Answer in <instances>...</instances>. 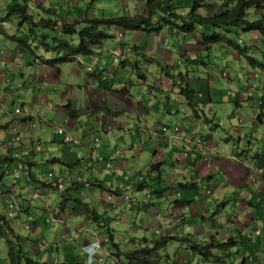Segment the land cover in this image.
Returning a JSON list of instances; mask_svg holds the SVG:
<instances>
[{
  "label": "crops",
  "instance_id": "0c3cea01",
  "mask_svg": "<svg viewBox=\"0 0 264 264\" xmlns=\"http://www.w3.org/2000/svg\"><path fill=\"white\" fill-rule=\"evenodd\" d=\"M81 1L86 9L95 5L94 0H27L29 14L35 21L51 18L58 24L77 19L73 11ZM217 1L204 3L215 7ZM136 10L140 14L142 8ZM107 14L118 16L112 10ZM249 14L254 16L253 21L264 23V5ZM17 18L19 29L15 33H4L0 24V41L6 44V49L0 48V65L6 66L0 70V160H11L0 165L1 188L11 190L22 200L33 189L58 191L43 181L44 174L51 173L61 183L70 184V190L79 189L83 193V198L76 200L109 218L117 216L121 200L127 197L122 191L128 188L134 191V183L143 181L146 186L143 191L152 190L155 196L148 198L149 194L137 191L135 202L132 196L127 197L129 210L150 215H144L141 227H130L126 221L123 230L128 233L127 248L153 246L165 239V264H264V138L260 147L253 142V133L264 126V39L258 32L238 29L247 36L246 40L242 37L232 40L230 30L224 34L223 42L207 47L201 44L204 31L199 26L184 33L170 26L180 24L173 17H154L151 26L157 25V31L110 28L113 38L95 49L90 57L47 66L41 57L49 59L53 54L45 53L38 41L31 44L26 39L31 44L26 47L19 43L18 34L27 25ZM42 31L35 32L41 35ZM227 41L238 43L246 52L239 55ZM197 64L208 72L205 90L198 86L201 78L196 82V77L191 79L189 75L192 65ZM213 71L224 82L211 75ZM213 81L220 86H213ZM184 87L194 92L193 107L180 95ZM176 92L178 98L173 99ZM14 99L21 101L20 107L15 106ZM67 104L75 112L73 116L63 109ZM11 106L20 109L21 114L12 113ZM248 109L252 111L248 127L237 126L242 111ZM217 111L223 115L219 116ZM34 122L37 127L32 130ZM174 125L181 130L177 138L170 134L160 136L162 126ZM59 127L79 144L66 143L64 135L57 133ZM12 133L20 137L18 144L12 141ZM94 133L101 134L102 139L92 140ZM197 139L202 140L200 145L196 144ZM41 142L45 147L40 148ZM118 142H123L124 151ZM16 153L20 154L18 159L12 156ZM44 164L50 167L49 171H42ZM4 169L24 171L27 177L4 185L7 182L6 176L1 175ZM37 169L41 170L42 180L35 173ZM42 183L45 188L40 187ZM67 196L71 199V195ZM258 197L262 203L257 212L254 206ZM248 201L254 204L250 207ZM0 203L1 215H5V207ZM19 203L21 212L15 226L21 224V218L29 217L30 207L25 203L23 206V201ZM38 205L41 218L38 224L33 223V232L45 218L47 224L54 220L69 226L72 234L71 240L64 241L61 247L56 245L57 259L49 256L46 262H69L72 260L69 256L75 255L72 247H77L84 255L82 264L86 263L85 249L93 248L105 237L100 229L102 224L94 222L95 228H89L93 221L83 210L66 212L65 206L53 218L47 217L44 201H38ZM168 213H174L170 223L167 220L160 225L158 219H164L161 217ZM69 215L73 216L72 221L68 220ZM152 217L157 229L146 221ZM185 224L189 228L183 229ZM109 228L115 242V228L111 223ZM147 231L149 237L145 235ZM30 235L29 232L27 245ZM187 235L200 245L212 240L226 243L231 239L234 245L213 251L216 259L204 261L186 244L170 239ZM98 252H104L101 245Z\"/></svg>",
  "mask_w": 264,
  "mask_h": 264
},
{
  "label": "trees",
  "instance_id": "16d2710c",
  "mask_svg": "<svg viewBox=\"0 0 264 264\" xmlns=\"http://www.w3.org/2000/svg\"><path fill=\"white\" fill-rule=\"evenodd\" d=\"M178 1L179 0H147L140 14L132 17L121 15L107 19L89 16L88 12L90 7L88 6L86 9L87 11L78 16L77 19L68 23L63 22L58 24L51 18L35 21L33 16L29 14L27 0H22V4L15 3L11 8L9 7L8 13L1 21L5 22L10 16L17 15L21 24H27L29 30L28 35L25 39L20 40L19 43L26 47L30 46L32 42L38 41L45 53L53 54L49 59L41 57L42 63L47 66L62 65L73 62L76 58L90 57L94 54L95 49L100 47L105 41L113 38V36L109 34V29L112 27L128 32L144 30L157 31L158 29L151 28L152 19L157 10L164 11L167 14L166 16L173 17L174 20L178 21L180 24H171V26H176L184 33H191L196 26H199L204 31L201 37V44L207 47L223 42L225 40L224 34L230 32L232 29H241L243 32H258L264 39L263 21L248 20L249 10H261L264 5V0H229L219 7H212L209 4L203 3L202 0H185L191 3L189 5V13L184 16L174 13V9H179L178 7L176 8ZM174 5H176L175 8ZM202 7L206 8L204 14L199 12ZM47 13H49V11H47ZM36 29L43 30L44 33L46 32L45 30H50L52 33L38 35L35 32ZM56 29L57 31H55ZM218 31H222L223 33H219ZM52 34H55L53 35L54 37ZM26 39L31 41L30 45ZM46 39H48V42H46ZM227 43L233 47L239 55L246 52V48H241L236 42L227 41ZM180 95L188 102L189 106L193 107V101L195 99L194 92L184 87L180 89ZM63 109L71 116L75 113L71 110L70 104L64 106ZM10 162L11 160L4 159L1 161L0 165ZM49 187H51V185H49ZM134 187L137 191H143L146 187L145 182L141 181V183H136ZM2 189L3 191L5 190L4 188ZM254 195L257 196L258 194L254 193ZM255 202H258V204L254 206L258 212L257 207L262 203V200L258 197V200ZM75 203L84 209L85 215L93 222L98 223L100 220L104 222L107 221L87 204L78 200H76ZM253 204V202L250 204L249 201L247 202L249 206ZM72 211L75 210L72 209ZM9 223L11 224V221L7 220L5 215L0 214V238H5L6 240L10 264H76L73 263V261L58 263L35 261L24 251L23 242L20 243V236L14 234ZM104 225L106 226V224ZM105 234L107 242L112 245L114 250L113 254L119 256V253H117V251H119L118 245L113 241V231L111 229H106ZM10 236H12L13 239H11ZM170 239L186 244L189 250L201 256L204 261L216 259L213 251L229 249L234 245L232 239L226 243H219L212 240L206 245L197 244L189 237ZM144 241L145 240H142V242ZM24 244L26 245V243ZM165 244V239L158 240L153 246L144 244L139 248L124 252L120 256L125 257L127 264H157L155 257Z\"/></svg>",
  "mask_w": 264,
  "mask_h": 264
},
{
  "label": "rangeland",
  "instance_id": "374dc122",
  "mask_svg": "<svg viewBox=\"0 0 264 264\" xmlns=\"http://www.w3.org/2000/svg\"><path fill=\"white\" fill-rule=\"evenodd\" d=\"M94 1H95V5L92 6L89 9V11H91L90 15H93L96 18H105V19H107V18L112 17L114 15V14H111L112 16H108L107 11H109V10L115 11V13L117 12L118 16L124 15L127 12L132 13V14L133 13L137 14V13H139L138 11H140V10H136V8H138V9L142 8L143 9L147 0H94ZM218 1H219V3L215 2L216 3L214 5L215 7L216 6L219 7V6L223 5L224 2L229 1V0H218ZM184 2H185V0H179L178 3L176 4L177 6L174 5V8H175V6H176V8L177 7L179 8V9H174V13L175 14L186 15L187 13H189V11H190V6L189 5H190L191 2L189 1L187 5H185ZM202 2L204 3V2H206V0H202ZM15 3L22 4L23 2H21V1L19 2L18 0H15L14 2L11 1V0H0V21L3 18H5L6 14L9 11V7L11 8V6L13 4H15ZM120 5H122V6H120ZM205 9H206L205 7H202L199 10V12H201V11L205 12ZM85 11H87V10L85 8V5H83V1H81L79 5H75L74 11H73V15L75 17H78ZM251 11L254 12L256 10L250 9L249 13H251ZM166 15L167 14L164 11L157 10V12L154 15V17H157V18L158 17H163V16L166 17ZM253 19H254V16L252 14H249L248 15V20L249 21H253ZM17 23H18V18L15 15L10 16V18L6 19L5 22L4 21L0 22V24H2L3 27H4V30H3L4 33L7 32L9 34L13 33L16 29H19ZM171 24L172 23H170V26H171ZM156 26H154V27L151 26V28L152 29H156ZM28 31L29 30H28V25H27L25 27V29H22V32L18 34V37L22 40L23 37H26L28 35ZM45 31H46V33H44V31H42V33H44V35L51 33L50 30H45ZM231 32L232 33H229V37L232 40H237L238 37H242V38H244L246 40L247 36L246 35L244 36L241 33V31H239L238 29H232ZM237 35H239V36H237ZM52 36H53V34H52ZM0 48L1 49H6V44L4 43V41H0ZM220 58L222 59L221 56H220ZM199 61H201V60H199ZM5 68H6L5 65H3V66L0 65V70H4ZM208 69H211V68L209 67ZM212 69H215V68H212ZM207 73H208L207 70L204 67H202L201 64H197V65H192L191 70L189 72V75L191 76V79H194L193 76L196 77V79H197L196 82H199V80L201 78V82L198 83V86L202 87L203 89L204 88L207 89V87H208V83L206 81ZM210 73H211V75L215 76L216 79L218 78L221 82H224L223 79L218 77L217 72L213 71V72H210ZM213 83L214 84H212V85L213 86L215 85L216 88L218 86H220L218 81H213ZM0 94L2 95V93H0ZM178 95H179L178 92H176V94L173 96V99L174 98L177 99ZM14 100H15V106L20 107L21 106V101L18 100V99H14ZM9 110H11L12 113H14L13 106H11V108ZM251 112L252 111L249 110V109L246 110V111H242L241 117H239L237 119L238 120L237 121V126H238V124H241V127L247 128L248 127L247 119H248V117H249ZM218 115L222 116L223 112L219 111ZM239 120H241V121L239 122ZM242 121H243V123H242ZM226 123L228 124V121H226ZM96 130L99 131L98 129H96ZM263 130H264V126L261 127V128L260 127L257 128V130L253 133V140H254L253 142L258 147H260L262 145V139L264 138V135L262 133ZM38 135H36V136H38ZM94 138H97V139L100 140V139H102V135L99 134V133H94L91 136V139L93 140ZM249 140H251V139H249ZM118 144H119L120 150L124 151L125 150V146H124L123 142H118ZM43 147H45V143L41 142L40 143V148H43ZM40 153L41 152H38V154H40ZM14 155L15 154H12V156H14ZM40 157H42V156H40ZM1 161L2 160H0V163H1ZM44 165L45 166H41L42 167V171L43 172L44 171H49L50 167L47 164H44ZM164 169L166 170L165 171L166 173L167 172L169 173V171H168L169 169L167 167H165ZM11 173H12V171H11ZM35 173L39 176V180L40 179L42 180V177H41V174H40L41 170L37 169L35 171ZM12 174L10 176H6V178H7L6 181L8 183L4 182L5 183L4 185L12 184L11 180L17 181ZM19 174L21 176H23L25 174V172L24 171L23 172H19ZM217 174H216V176H218ZM47 175H48L47 173L44 174V177H46ZM220 176L218 177L219 180L222 179V175H220ZM44 177H43V181H46L45 183H48L50 181V179H44ZM54 178H55V176H54ZM13 183L15 185H18L17 182H13ZM64 186H65L64 190L55 191L53 189L45 188L43 184L40 185L41 188H45V189L42 190L41 195H42V199H43V201L45 203V206H47V212H46L47 213V217L50 216V217L53 218V215L57 214L59 212L61 206H63V208H64V206L66 207L65 208L66 212H71L73 206H74V210L77 213L78 212L81 213L82 212L81 210H84L82 207L78 206L75 203L76 199L83 198V193L80 192L79 189L78 190L77 189L70 190V189H72L70 184H66L65 183ZM67 188H69V189H67ZM0 191H3V189L1 187H0ZM34 191H35V189L31 190L30 193H34ZM9 192L11 193V195H13V198L16 201H18V202L19 201H21V202L23 201V206H24V203H25V204H27L30 207L29 208V210H30L29 211V217L31 218V221H28L27 217L25 216L24 218H21L22 222L18 226H15V224L17 223L16 221L11 220L13 222L11 224L9 223V226L13 230L14 234L20 236V238H21V242L20 243L23 242L24 251L37 262H46V261L49 260V258H48L49 256H52V259H57L58 256H57V252H56L57 251L56 245L58 244L59 247H61V245L64 243V241L67 242L68 240H71V238H72L71 231H69V229H70L69 226L64 225L62 223H56V222H54V220L47 224V223L44 222L45 218H43V221L40 223V226L38 227L37 231L33 232V228H32L33 223L35 222V224H38L39 220L41 218L40 214H39V211H38V207L40 206V205H38V201H34V204L31 205V196H32V194H29L27 197H26V194H24L23 197L26 200L25 201V200H22L21 196L16 195L14 192L12 193L11 190H9ZM67 193L69 195H71V199H67L68 198V196H67L68 194ZM141 193H143L142 195H145V196L148 195V194L150 196H155L153 194V191L152 190H148V189L144 190V191H141ZM122 194L123 195L127 194V197H131L132 196V201L135 202L136 201L137 189L134 188V191H132V189H130V188L124 189L122 191ZM169 196H170V194H168L167 197H169ZM126 201H130V199L121 200L120 205L117 208V212H116L117 216H112L111 215L112 217L105 218V220H107L106 222H104L103 220H100L98 223H96V224H102L100 229L103 230L104 234L106 233V229H110L109 228V224L111 223L114 226V228H115L114 235L116 237V239H115L116 241L114 243L115 244H119V246H118L119 251H117V253H119V256H116V255L113 254L114 250L112 248V245L109 244L108 242H106V240H107L105 238L106 234H105V237H101L100 238V244H101V246L103 248V251H104V253L102 254L104 262L102 264H107L109 262V260L111 261L112 264H127V260L125 259V257L120 256V255H122L124 252L134 250V249L139 248L141 246V245L140 246L139 245H137V246L132 245V247H130V248L128 247L127 248L128 242H129L128 241V233L126 231H124L123 228L126 227V221L130 222V227H133V226L141 227L144 224L143 219L145 217L144 215H146V214L143 211L137 212L136 210L135 211L129 210L131 204H128V202H126ZM143 206L145 208L146 207L148 208V206L146 204L143 205ZM2 208H3V206L0 203V214H2ZM144 211H146V210H144ZM149 212H151V210H149ZM73 213H75V212H73ZM108 215H110V214H108ZM165 215H164V217H161V218H164V219H158L159 224L162 225V226H163V224H165V221H167V220H169L168 224L170 223V220L172 219V216H174V213H172V215H170L169 213L165 214ZM146 216H150V215H146ZM71 217H73V216L69 215V219L68 220L72 221ZM146 221L148 223H150L151 226L155 227L154 229H157L156 227H158V225L156 223V219L155 218H153V217L152 218H148V220H146ZM26 224H28V227L30 229V230L28 229L29 231L24 228ZM90 224H91V226H89V228H92V227L95 228L96 225H95L94 222H92ZM104 224H106V226ZM64 227L68 228V230H66V231L63 230ZM182 228L183 229L189 228V225L185 224V226H182ZM29 232L31 233V235H30V240L31 241H30V244L27 245V241H28L27 237L29 235ZM145 235H146V237L150 236L148 231H147V233H145ZM83 236L85 238L87 236V233L84 232ZM159 237H160V234H158V238ZM185 237H188V235L185 236ZM10 238L13 239L12 236H10ZM255 239L257 240L256 236H255ZM24 243H26L27 247L25 246ZM72 252L75 255L69 256L72 259L71 261H73V263H76V264L82 263L83 260H84V255L83 254L81 255L79 253L78 248L77 247H72ZM167 252H171L170 249H168ZM54 255H56V256H54ZM166 256L167 255L165 254L164 247H163V248H161L159 250V252L157 253V256L155 257V260H157V264H165L167 259H164V258H166ZM182 257L185 258V256H183V254H182ZM71 261H69V262H71ZM0 264H10L9 256H8V246H7L5 238H0ZM84 264H86V263H84ZM192 264H194V263L192 262Z\"/></svg>",
  "mask_w": 264,
  "mask_h": 264
},
{
  "label": "built area",
  "instance_id": "2783aa9c",
  "mask_svg": "<svg viewBox=\"0 0 264 264\" xmlns=\"http://www.w3.org/2000/svg\"><path fill=\"white\" fill-rule=\"evenodd\" d=\"M261 104V102H260ZM14 114L16 115H20L21 111L20 109H16L14 110ZM37 127L36 123H32L31 124V129L35 130ZM181 130H180V126L174 125V127H167V126H162L160 128V136L167 135L170 134L172 138H177L180 134ZM57 133L59 135H64V141L66 143H73V144H79V142L77 140H74L72 137H70L69 135L65 134V130L62 127L57 128ZM193 135H195V133H192ZM11 138L12 141L14 142H19L20 141V137L19 136H15L14 133L11 134ZM202 142L201 139H197L196 140V144L200 145ZM18 144V143H17ZM14 159H18L19 158V154H15L13 156ZM12 171V173H11ZM19 170L18 169H5L2 171V175L5 176H10L11 174L14 176V178L16 180L18 179H23L27 177V173H25L23 176H21L19 174ZM45 179H50L49 181V185H51V187L57 189V190H64V184L61 183V181H59L58 179L54 178V175L49 173ZM32 194L31 196V205L34 204V201H40L43 200L42 199V195H41V190L37 189L34 191V193H30ZM177 196H179V194H177ZM127 200V198H125ZM0 201L3 203L4 207H5V217L7 218V220L11 221H16L17 219V214L21 212V205L18 201H16L13 198V195H11V193L9 192V190H5V191H0ZM28 221H31L30 217H27ZM25 229L28 230V224L25 225ZM258 234V233H257ZM99 245L97 244L96 249L92 250L91 252H88V257H87V264H102L104 262L103 260V256H101L100 254L96 253L97 249H99ZM112 264V263H111Z\"/></svg>",
  "mask_w": 264,
  "mask_h": 264
},
{
  "label": "clouds",
  "instance_id": "9594fccd",
  "mask_svg": "<svg viewBox=\"0 0 264 264\" xmlns=\"http://www.w3.org/2000/svg\"><path fill=\"white\" fill-rule=\"evenodd\" d=\"M5 170V169H4ZM2 173V172H1ZM2 175V174H1ZM2 176H5V175H2ZM134 184H136V183H134ZM48 185H49V182H48ZM57 190V189H56ZM42 193V192H41ZM149 197H151L150 195H148V198ZM125 198H127V197H124V199ZM129 198H127V200H128ZM11 222H13V221H11ZM258 234H259V232H258ZM106 242H107V240H106ZM99 246L101 245L100 243L98 244ZM96 246H97V244H95L94 245V247L93 248H87V249H85V251H87L85 254H86V257H88V252H91L92 250H94V249H96ZM98 251H100V247H99V249H97V252L96 253H98V254H100V252H98ZM104 253V252H103ZM101 256H102V254H100ZM86 262H87V259H86ZM87 264V263H86Z\"/></svg>",
  "mask_w": 264,
  "mask_h": 264
}]
</instances>
